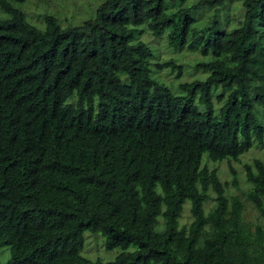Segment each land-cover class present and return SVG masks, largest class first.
Masks as SVG:
<instances>
[{"label":"trees","instance_id":"trees-1","mask_svg":"<svg viewBox=\"0 0 264 264\" xmlns=\"http://www.w3.org/2000/svg\"><path fill=\"white\" fill-rule=\"evenodd\" d=\"M26 1L0 0V264H264V157L244 179L234 165L264 147V0H104L43 28ZM228 1L245 9L236 27L195 25L192 8ZM142 25L209 56L206 77L161 81L183 66L156 62ZM87 231L123 251L86 257Z\"/></svg>","mask_w":264,"mask_h":264},{"label":"rangeland","instance_id":"rangeland-1","mask_svg":"<svg viewBox=\"0 0 264 264\" xmlns=\"http://www.w3.org/2000/svg\"><path fill=\"white\" fill-rule=\"evenodd\" d=\"M104 0H27L24 3L17 4L28 16V20L39 28L45 27L43 16L52 14L59 18L63 25L68 23L76 25L84 22L86 19L95 15L96 9ZM196 0H187L185 2L177 1L175 3L168 1V11L171 12L178 7H191ZM244 12V13H243ZM191 15L196 19L195 25L204 27L213 17H218L221 21L220 29H233L238 24L239 19L245 14V9L240 2H230L220 8L201 7L192 8ZM142 25L143 29L140 34V39L146 41L154 50L156 62H166L174 60L176 63L183 66L184 74L181 78H177L178 70L165 68L157 73L158 78L166 83L169 87L175 88L180 82L192 81L195 78L206 77V73L201 69H197L196 65L199 62L209 59V56H204L200 51H190L187 46L177 48L170 44L169 30L165 31L161 36H154L148 28ZM155 75V74H154ZM254 149V150H253ZM245 156L240 163L234 162L235 167L239 171V176L244 179V163L252 162L255 157H264V147L253 148ZM207 156H204V158ZM220 175L224 180L232 181L233 174L230 172L227 161L217 162ZM214 164L212 167H216ZM231 191L238 193L240 190L231 184ZM243 188V182L241 183ZM255 212H249L248 218L255 221ZM191 214L189 203L186 204L182 222L190 221ZM122 248L107 249L105 245V237L101 233H93L87 231L85 234V244L82 254L86 257L104 261L114 260L121 252ZM10 257L9 246L0 248V261L6 262Z\"/></svg>","mask_w":264,"mask_h":264}]
</instances>
